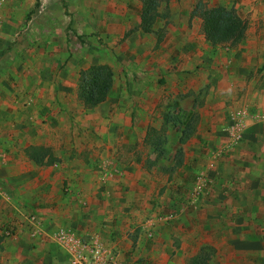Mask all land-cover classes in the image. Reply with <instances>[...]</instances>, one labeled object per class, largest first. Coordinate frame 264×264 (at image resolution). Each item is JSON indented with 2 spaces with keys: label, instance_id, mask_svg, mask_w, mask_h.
I'll list each match as a JSON object with an SVG mask.
<instances>
[{
  "label": "crops",
  "instance_id": "crops-1",
  "mask_svg": "<svg viewBox=\"0 0 264 264\" xmlns=\"http://www.w3.org/2000/svg\"><path fill=\"white\" fill-rule=\"evenodd\" d=\"M141 7L0 0V235L14 232L2 242L10 257L32 264H69L54 240L59 230L110 246L114 264H185L202 248L264 264V10L239 14L249 19L239 45L214 48L203 35L202 50L171 28L149 40L155 25L138 28ZM116 53L121 82L114 73L108 99L84 108L80 71L106 64L114 72ZM172 84L166 112L177 116L156 117L160 88ZM238 110L247 119L231 143ZM189 123L195 131L180 144L179 168L171 171L175 155L163 152L147 162L150 130ZM42 149L58 161H33ZM211 163L209 192L184 208ZM161 209L175 219L157 222L149 239L146 220ZM31 214L43 221L37 238L27 230Z\"/></svg>",
  "mask_w": 264,
  "mask_h": 264
},
{
  "label": "rangeland",
  "instance_id": "rangeland-1",
  "mask_svg": "<svg viewBox=\"0 0 264 264\" xmlns=\"http://www.w3.org/2000/svg\"><path fill=\"white\" fill-rule=\"evenodd\" d=\"M110 1V6H112V10H140L141 2L140 0H108ZM200 0H169L168 6L166 7V4L163 2L160 6V17L157 20L155 26L153 27L154 31L150 32L148 37L149 40L152 39V37L156 35H162L166 36L168 33V28H171L173 33L175 34L176 39L180 40L183 39L185 42H189L190 40L196 44L197 46L201 47L202 50H204L206 42L204 41V37L202 34V21L200 18L190 17V12L196 5V3ZM203 1L208 7H214V6H225L227 8H234L238 14L243 15L246 10H264V0H256L255 2L251 1L248 3L247 0H201ZM129 2L131 3L129 5ZM165 15V16H163ZM136 17V14L135 16ZM241 17V16H240ZM242 18V17H241ZM243 19V18H242ZM244 20L248 23L249 26V19L248 17L244 18ZM247 33V32H246ZM88 45V42L86 40H82V48L83 50H88V48H84L85 45ZM120 44V43H119ZM86 45V46H87ZM136 46V44H134ZM85 46V47H86ZM129 48L124 46L123 51L126 53V51H130ZM181 48L176 47V52L179 53V50ZM83 53L88 51H82ZM126 57V56H125ZM114 58L117 61V65L114 66V73L118 77V82H121L122 80V69L121 64L123 63L124 58L118 55L117 53L114 54ZM124 66V64H123ZM174 88V84L161 87V96L163 97L159 104L160 107H158V111H156V117L159 115V117L164 118L167 117L165 115H169L171 117V120H173L174 116L177 115H170L171 113H167L166 110H168L167 102H168V94L172 89ZM168 117V118H169ZM185 128V127H184ZM182 126H174L167 128L169 129V132L163 129H160L159 131L150 130L148 134V140H146V147L143 152H149L145 153L148 163L157 162L156 159L158 154L160 152H163L162 154H165V159H168V154L173 157L175 155L176 150L181 147L179 144V138L181 136V132L184 130ZM141 152V151H140ZM161 158V157H160ZM198 177V176H197ZM197 179V178H196ZM188 198L184 199L182 198L181 203L184 205L185 201ZM200 201V200H199ZM196 203L192 204L195 205ZM179 203L180 205H182ZM191 206L185 203L184 208ZM183 207V206H182ZM175 215L176 213H170ZM175 217L173 216V220ZM3 237L2 241L7 239L4 235V232L2 233ZM0 242V264H29L31 262V258H28L27 255L22 254L20 258L17 260L13 259L9 256V248L7 243ZM215 260L218 261L219 264H239L238 259L236 262L232 260V258L225 254H220L218 257L215 256ZM234 259H236L233 256ZM246 264H255L258 263L256 259L254 258H247L245 260ZM32 264V263H30ZM43 264V263H40ZM46 264V263H45ZM186 264V263H185Z\"/></svg>",
  "mask_w": 264,
  "mask_h": 264
},
{
  "label": "trees",
  "instance_id": "trees-1",
  "mask_svg": "<svg viewBox=\"0 0 264 264\" xmlns=\"http://www.w3.org/2000/svg\"><path fill=\"white\" fill-rule=\"evenodd\" d=\"M141 14L139 29L148 32L157 22L160 15V6L164 2L166 7L169 0H140ZM165 16V15H163ZM190 17L200 18L202 21V33L206 41L212 47L230 45L235 47L239 45L246 37L248 23L240 17L234 8L225 6L208 7L203 1H198L192 11ZM137 29V28H136ZM135 31V30H134ZM161 40V37H159ZM114 82V72L109 65L95 64L80 71L79 78V99L84 108L92 109L108 99ZM197 115H194L196 123ZM196 118V119H195ZM191 122V121H190ZM194 123V124H195ZM195 126L189 123L181 133L179 144L185 141L186 137L193 135ZM33 161L41 165H51L58 161L50 154V150L34 151L30 153ZM47 157V160H45ZM183 149L179 147L175 152L174 165L170 168L175 171L183 163ZM2 238L0 237V242ZM186 264H219L214 257L212 248H202L200 251L190 257Z\"/></svg>",
  "mask_w": 264,
  "mask_h": 264
},
{
  "label": "built area",
  "instance_id": "built-area-1",
  "mask_svg": "<svg viewBox=\"0 0 264 264\" xmlns=\"http://www.w3.org/2000/svg\"><path fill=\"white\" fill-rule=\"evenodd\" d=\"M246 119L247 114L244 110H238L233 114L231 143H236L242 139ZM213 167L211 163L207 170L198 175L192 194L185 201L186 204L192 205L196 203L209 192L214 180ZM172 220V214L167 213L164 209L147 218L146 222L150 223L151 227L146 231V237L149 239L154 238V228L157 222H168ZM42 224L43 221L38 215L31 214L28 217L27 230L32 238H37L40 235V230L43 227ZM13 234V230L8 229L4 231L6 237H11ZM54 240L69 254V264H114L115 262L113 249L102 242L83 241L77 235L65 230H59Z\"/></svg>",
  "mask_w": 264,
  "mask_h": 264
}]
</instances>
